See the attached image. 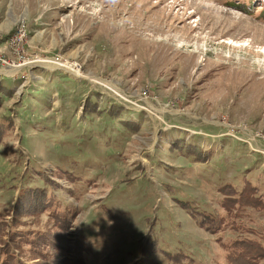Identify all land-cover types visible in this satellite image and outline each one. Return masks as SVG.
<instances>
[{"label":"rangeland","instance_id":"374dc122","mask_svg":"<svg viewBox=\"0 0 264 264\" xmlns=\"http://www.w3.org/2000/svg\"><path fill=\"white\" fill-rule=\"evenodd\" d=\"M0 87V240L64 235L21 264H264V0H0Z\"/></svg>","mask_w":264,"mask_h":264},{"label":"trees","instance_id":"16d2710c","mask_svg":"<svg viewBox=\"0 0 264 264\" xmlns=\"http://www.w3.org/2000/svg\"><path fill=\"white\" fill-rule=\"evenodd\" d=\"M0 90H3V87H0ZM96 104H97L96 101L94 102V101H90V99H87V102L84 104V112L86 113V112L99 111L98 106ZM105 111H108L110 113L109 115L119 116V114L123 111V108L120 106L112 105L110 108H106ZM126 123L129 125V122H126ZM2 132H5V129L2 125H0V134ZM189 153L201 155L198 149L195 151L189 152ZM47 180H48V183L51 181L50 179H47ZM248 182L241 190L237 192L238 197L234 193L231 192V188L233 186L228 185L229 193L227 192V195L230 194V196L226 197L227 200H226V205H225V207L228 208L227 209L228 211L230 210L229 207L232 206L234 203H236L237 206H239L240 203L242 202L251 203L255 205L261 204L263 202L262 191L259 190V192H257V188H256L257 186H255L254 184L249 185ZM49 185H51V187L54 189V184H49ZM251 193H253L252 194L253 196L251 195ZM55 196H56L55 193L54 194L51 193L49 197L46 196L47 204L50 205L49 207H53V211L51 209V212H54V215H56L55 217L56 221H58L59 224H62L64 221H68V219L71 218V215H73L74 213L72 214L71 209H69V206L67 205L65 206L66 208L59 209L58 207V209L56 210L58 203L56 202L57 198ZM33 208L36 209L39 207L37 206ZM37 217L38 216L36 215L33 216V218H36L35 221H33L34 223L38 222L37 219L39 218ZM20 224L23 225L24 223H19V222L17 223L16 228H15V235L9 234L6 240H3V241L0 240V248H1L0 264H17V263L21 264L24 260L34 259L36 256L37 248H39L38 244H42L44 246L56 245L60 247L61 246L65 247V245H63L64 243L63 242L64 241L63 231L47 233L43 231L42 229L35 230L31 227H28L26 230H24V229H21L22 227L18 228V225ZM60 226H58V228H60ZM40 231H43L42 235L39 234ZM250 247H254V244L252 243ZM16 251H18L19 254H15L14 252ZM246 254L248 255L245 257H242V256L239 257L240 259H242L240 260L241 264H257V263H254L256 260L254 254H252L251 252H246ZM44 256H45V252H44ZM45 261L48 262L45 264H56V262H52L48 258H45Z\"/></svg>","mask_w":264,"mask_h":264}]
</instances>
